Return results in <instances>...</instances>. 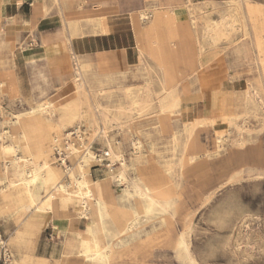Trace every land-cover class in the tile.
Instances as JSON below:
<instances>
[{
  "label": "rangeland",
  "instance_id": "374dc122",
  "mask_svg": "<svg viewBox=\"0 0 264 264\" xmlns=\"http://www.w3.org/2000/svg\"><path fill=\"white\" fill-rule=\"evenodd\" d=\"M87 1L85 0L84 4H87ZM199 1L201 0H192V4ZM207 1H211V3L205 7L204 11H209L210 15L208 16L213 19H220V14L217 13L219 9H228L239 2H246L254 6L260 22H264V0ZM189 6L191 4L187 3L185 11L187 16L189 15ZM199 14L198 16L202 18L208 13L202 11ZM172 22L169 30H172V41L176 50V57L171 59V66L174 70L172 80L178 87L179 103L177 105L173 102L169 103L175 109L173 111L175 126L170 130L169 137L165 138L158 121L157 114L160 111L153 80L159 75L151 59L149 62L146 60L142 62L139 58V64L134 65L130 71L121 72L119 77H114L115 81L108 83L104 92L98 96L101 104L116 105L123 103L127 97L126 91L118 88V82H122L124 85H141L147 81L152 82L151 88L154 91L153 98L152 96L151 98L154 99V107L145 110V112L137 110L126 112L121 122L111 128V134H115L123 143L124 154L127 163L129 162L127 172L131 178L142 177L148 183L169 181L166 190L170 193L171 198L175 199V205L169 214L158 209H154L148 214L145 213L146 203L140 200L133 188L126 191V183L116 177L120 171L121 163L119 161L113 163L106 154L107 147L103 144L102 134L94 136L95 140L92 131H89L85 137L87 144L91 143L90 150L94 155L88 165L90 178L99 181L102 193L111 203L123 209L136 207L140 213L138 216L139 230L130 239L129 244L120 250L113 264H189L185 251L179 249L182 239H186L189 252L199 264H264V82H262L260 70L255 61L256 49L253 39L251 36L243 37L242 22L237 21L234 24H229L228 30L231 32L228 31V36L217 42L218 46L216 44L205 45V51L214 50L218 56L222 57L224 67L227 65L229 69L228 78L234 93L235 109L231 115L226 117L207 118L206 120L198 118L197 124L200 126L196 134L198 141L207 147V152L204 151L201 156L199 155L194 166L192 165L182 173L179 166L182 152L181 148L176 147L174 135L183 136L186 123H190L196 117L205 116L202 108L198 105L186 106V109L180 110V94L184 84L188 92V101L193 102L199 96L200 88L196 80L202 78L204 69L196 72L202 49L196 39L191 20L188 22L190 28L183 30L178 28L176 18H172ZM198 22L199 25H202L201 20ZM249 26H251L250 23ZM242 42L247 43L249 55L239 52L238 48ZM18 46L20 49L26 47L27 50L32 48L30 41L26 38H22ZM70 56L69 61L73 63L71 76L74 78L75 65L72 53ZM152 64L155 70L151 68ZM44 70L43 66H37L36 89L33 95L8 99L4 95L1 102L3 108H0V127L1 122L6 119L8 130L12 133L19 131L14 117L28 107L25 97L33 96L35 102L50 100L57 104L64 103L74 97L72 92L60 99L59 95L55 94L61 89L60 84L50 79L45 80ZM74 82L72 79L69 83L73 84ZM250 84L259 85L257 90L260 98L252 93V89L249 88ZM93 85L89 84V89H97ZM138 88L136 86L133 92H137ZM128 98L130 100L132 96ZM40 114L41 111L37 110L29 118L20 121L23 132L30 138L33 153H36L40 147L41 131L48 129V124L41 119ZM230 121H236L239 125L245 126L244 139L237 135L235 126L228 123ZM69 130L75 129L70 127ZM228 130L231 131L228 132ZM221 134L227 135L226 139L223 138V142L218 140V136ZM113 136L111 138L114 140ZM91 137L94 142H91ZM50 138L47 137L44 142L45 150H48L46 155L50 163L57 166L59 161L55 157V151H49V145L52 143ZM134 140L142 142L140 154H135ZM63 143L64 141H59L58 145L63 148ZM96 153L103 154L99 157ZM79 158L80 154H77L74 160L79 161ZM104 158L109 160V167L102 164ZM131 158H138V164L131 165ZM142 172L143 175H141ZM232 176L236 178L233 179ZM66 180L70 181V178L66 177ZM5 215L0 219V242L4 241L5 247L9 250L12 257L11 264L14 252L16 253V250L23 248L24 245L22 242H13L9 233L28 215L16 201H7ZM243 219L245 222L242 221ZM51 222L57 228V232L62 238L61 241L64 243L62 257L54 260L53 264H91L85 261L79 253L81 236L77 233L64 232L65 228L69 226L76 231L86 228L87 220L80 218L74 212L73 205L69 206L65 215L59 218H48L42 228H36L34 237L36 243L41 230ZM66 234L72 242L71 246L64 242ZM49 262L45 258L36 257L35 264H50Z\"/></svg>",
  "mask_w": 264,
  "mask_h": 264
},
{
  "label": "bare ground",
  "instance_id": "6f19581e",
  "mask_svg": "<svg viewBox=\"0 0 264 264\" xmlns=\"http://www.w3.org/2000/svg\"><path fill=\"white\" fill-rule=\"evenodd\" d=\"M187 3L191 4V6L188 7L190 9L188 17L194 26L193 29L196 39L199 44H201L200 48L202 49V51L200 49L199 66L196 72L204 66L203 62H206L207 57H221L218 56L214 50L205 51V45L216 44V46H218L217 42L228 36V31H230L228 30L229 24L241 21L244 33L243 37L251 36L253 39L256 49L257 65L260 70L262 82H264V22H260L254 6L246 2H239L233 7H228V9H219L217 13L220 14V19H213L211 16H208L210 15L209 11H204L206 10L205 7L209 5L211 1L201 0L196 4H192V0H187V2L182 0L179 2L166 0L164 11L154 8L153 9L156 10L155 12L154 10H142L138 14V22H136V16L134 14L133 18L142 42H144L139 50V58L142 62L144 60L149 62V59H151L155 64L154 67L158 75L163 74L166 77L168 88L167 98L176 92L177 84L172 80L171 76H167L166 72L168 68L172 66L165 63L167 61V52H164V50L166 51L167 48L164 46H174L172 41L173 33L171 32L172 30H169L173 23L172 18L177 19V7H179L181 13H183V10L186 11ZM202 11L208 14L201 18L198 14ZM160 12L162 14H160ZM199 20H201L202 25H199ZM68 22L71 23L70 21ZM249 23L251 26H249ZM99 26L101 31L106 32V25L104 22H101ZM139 27H142L141 31ZM147 49L153 50L155 54L147 52ZM156 52L160 58L157 56ZM72 59L75 65V76L73 78L75 82L72 84L73 98L61 104H57L50 100L36 102L34 99L27 100L29 102V107L20 111L14 117V119H16L14 122L19 126V131L17 133H12L8 130L6 128L8 121L6 119L3 120L4 128L0 131V159L3 167L0 169V195L19 202L24 208V212L28 215L26 219L20 221L22 222V230H18L11 237L13 242L28 243L26 238L29 233L25 231L23 227L28 225L27 219L29 216L50 214V216L60 217L65 215L68 205H73L75 213L87 220V225L84 230L73 231L82 238L79 252L89 261L100 264H112L120 250L129 244L130 239H132L139 230L138 216L140 213L136 207L123 209L111 203L102 193L99 181L97 180V182L90 178L88 165L94 155L90 150L91 143L87 144L85 137L89 131H92L93 137L102 134L103 144L107 147L106 154L113 163L117 161L121 163L120 171L116 177L121 182L126 183V191H129V188H133L134 193L139 196L140 200L146 203L145 213L148 214L154 209H158L165 214H169L175 205V199L173 200L170 193L166 190V187L169 186V181H154L153 183H148L147 180L145 181L142 177L131 178L127 172L129 162L127 163V158L124 154L123 143L115 134H111V128L121 122L126 112L133 110L145 112V110L154 107V99L152 100L154 90L151 88V81H147L141 85H124L122 82H118V88L126 91L127 97L125 101L116 105H103L99 102L98 96L104 92L105 86L108 83L115 81V78L104 77L102 81L95 84L97 89L91 90L80 70L78 63L79 57L75 52L72 53ZM154 67L152 64L151 68L155 70ZM2 85L3 83H0V88ZM136 86L139 88L137 92L134 93L133 89ZM258 86L259 85L255 84H250L249 86V88L252 89V93L257 97L259 96L257 90ZM130 96H132V98L129 100L128 97ZM258 98H260V96ZM157 100L159 111H164L165 107L160 104L159 97H157ZM37 110L41 111L40 117L48 124V129L41 131L40 147H38L36 153H33L31 151L30 138L23 132L20 121L29 118ZM198 118L202 120L207 119V117L200 116L196 117L190 123H186L183 131L184 137L181 140H178L176 135H174L176 147L181 148L182 152L179 160L180 171L182 173L197 162L199 157V155H191L188 152L191 138L200 126L197 124ZM228 123L233 124L236 128L237 135L244 139L245 126L239 125L236 121H230ZM70 127L75 129L74 132L69 130ZM229 131L231 130H228V132ZM73 133L75 134L73 135ZM222 134L218 136V140L223 142V138L226 139L227 135ZM112 135H114V140L111 138ZM47 137H51L50 142H52L49 145V151L52 152V150L55 151V149L61 151L64 149V156L57 166H53L46 155L48 150H45L44 142ZM90 140L94 142L92 137ZM59 141H64L62 145L63 148H57ZM141 143V141L134 140L133 147L135 149V154H140L142 151ZM77 154H80L79 161L74 160ZM130 162L131 165L135 166L138 164V158H131ZM141 175H143V172ZM66 177H69L70 181H67ZM171 194L173 195V193ZM6 215L5 211L0 213V217L2 218ZM120 216L121 218H119ZM242 221L245 222L244 219ZM185 240L182 239L179 243V249L185 251L189 264H199L189 252V247ZM17 252L20 253L21 256L15 257L14 254L11 261L12 264H32V256L27 251L19 248Z\"/></svg>",
  "mask_w": 264,
  "mask_h": 264
},
{
  "label": "crops",
  "instance_id": "0c3cea01",
  "mask_svg": "<svg viewBox=\"0 0 264 264\" xmlns=\"http://www.w3.org/2000/svg\"><path fill=\"white\" fill-rule=\"evenodd\" d=\"M179 1L181 0H174ZM84 2L85 0H0V83H3L0 88V106L4 95L8 99L34 94L38 65L45 68V80L50 79L60 84L61 89L55 93L60 99L70 95L73 92V86L69 83L73 79L71 76L73 63L69 61V57L73 52L79 57V67L88 85L95 86V83L102 81L104 77H119L121 72L132 70L133 66L140 62L139 50L144 44L133 14L138 22L140 11L166 7V0H88L87 4ZM176 16L180 30L190 28L188 24L190 18L184 10L181 13L177 7ZM101 22L106 25V32L101 31L99 26ZM139 30L141 31L142 27H139ZM22 38L35 41L30 50L26 47L19 48V41ZM164 47L167 48L164 50L167 52L165 63L171 65V59L176 57L175 47L170 45ZM238 50L244 55H249L246 42H242ZM146 51L155 54L153 50ZM156 54L159 57L157 52ZM255 61L257 63L256 53ZM203 63L204 66L199 71L204 69V75L202 78L198 76L200 79L196 80L200 88L199 96L193 102L188 101V92L183 84L180 110L186 109V106L198 105L207 118L231 115L235 109V99L228 78L227 65L224 67L222 57L213 56L207 57ZM166 73L168 77H172L173 68L169 67ZM153 87L160 104L165 107L164 111L158 114V121L161 132L168 138L170 130L175 126L173 113L175 109L169 103L173 102L176 105L179 103L178 87L176 92L167 98V81L163 74L154 78ZM25 98L33 100L32 96ZM27 103L29 107V102ZM3 128L2 121L0 131ZM196 133L191 138L188 152L191 155H202L204 149L207 152V147L198 141ZM183 137L184 135H176L178 140ZM1 165L0 169L3 168ZM7 201L14 200L0 195V213L5 211ZM48 218L56 217L50 214L29 216L28 225L23 227L29 235L26 238L28 243L23 244L22 249L32 256V264H35L36 257L45 258L53 264L54 260L63 255L64 243L52 222L41 230L37 243L35 242L36 228H42ZM18 230H22V222L10 231V238ZM73 231L71 226L64 230L65 233L71 234H74ZM64 242L68 246L72 245L68 235L64 237ZM14 254L15 257L21 256L17 250ZM84 260L91 264H100L86 258Z\"/></svg>",
  "mask_w": 264,
  "mask_h": 264
},
{
  "label": "built area",
  "instance_id": "2783aa9c",
  "mask_svg": "<svg viewBox=\"0 0 264 264\" xmlns=\"http://www.w3.org/2000/svg\"><path fill=\"white\" fill-rule=\"evenodd\" d=\"M30 43H31V45H33L35 43V41L31 40ZM72 132H74V130H72ZM74 134L75 133H73V135ZM57 148L60 149V146L57 145ZM103 153H104V151H103ZM103 153H96V154L99 155V157H100V155ZM63 156H64V150L59 151V150L55 149V157L58 161L62 160ZM102 161H103V163H102L103 165H106V167H109L110 163H109L108 159L104 158V159H102ZM104 162H106V163H104ZM0 245H1L0 264H10L11 254H10L9 250L5 247V244L3 241L0 242Z\"/></svg>",
  "mask_w": 264,
  "mask_h": 264
}]
</instances>
